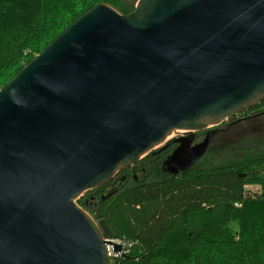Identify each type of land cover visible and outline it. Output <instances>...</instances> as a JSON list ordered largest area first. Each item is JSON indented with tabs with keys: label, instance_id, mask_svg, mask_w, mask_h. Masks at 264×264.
I'll return each instance as SVG.
<instances>
[{
	"label": "water",
	"instance_id": "95a60500",
	"mask_svg": "<svg viewBox=\"0 0 264 264\" xmlns=\"http://www.w3.org/2000/svg\"><path fill=\"white\" fill-rule=\"evenodd\" d=\"M263 100L264 0L96 5L0 89V264H110L76 201L177 131L161 170H189Z\"/></svg>",
	"mask_w": 264,
	"mask_h": 264
},
{
	"label": "trees",
	"instance_id": "16d2710c",
	"mask_svg": "<svg viewBox=\"0 0 264 264\" xmlns=\"http://www.w3.org/2000/svg\"><path fill=\"white\" fill-rule=\"evenodd\" d=\"M101 3L122 15L134 9L121 0H0V89ZM262 107L264 100L250 115H261ZM217 128L208 130L207 152L189 170L162 172L175 147L170 141L139 161L144 171L137 180L123 170L114 179L127 174L124 185L111 192L103 185L76 201L105 240L125 244L127 254L110 264H264L263 139L231 154L213 148ZM246 186H258L260 193H247Z\"/></svg>",
	"mask_w": 264,
	"mask_h": 264
},
{
	"label": "rangeland",
	"instance_id": "374dc122",
	"mask_svg": "<svg viewBox=\"0 0 264 264\" xmlns=\"http://www.w3.org/2000/svg\"><path fill=\"white\" fill-rule=\"evenodd\" d=\"M121 1L122 3H125V4L127 3V6L129 8L131 7L134 8L137 2V0H121ZM233 117L234 119L230 120V118H228L223 123L216 126L218 127L217 129L219 130V132H218V135H216V137L214 138L213 148L227 149L229 153L237 154L236 147L238 146H241L244 144H254V143L258 145L259 144V142L257 141L258 139H263L262 142H264V115H260L259 117L254 119L252 122L243 120L242 118L245 119L247 116H244V115L241 116V114L239 116L237 115ZM211 129L213 128H208L207 131ZM207 131H204V132H207ZM200 133L201 132H197V133L195 132L192 135L199 139L198 134ZM185 134L186 133H184L183 131L174 132L171 135V137L167 138L165 145L169 143L171 140L184 136ZM202 139L203 137H201L199 140H197L194 143L200 142L202 141ZM161 153L162 152H159L158 155H160ZM245 190L247 193H250V194L260 193L258 186H246ZM90 217L92 218L91 215Z\"/></svg>",
	"mask_w": 264,
	"mask_h": 264
},
{
	"label": "flooded vegetation",
	"instance_id": "af4514ba",
	"mask_svg": "<svg viewBox=\"0 0 264 264\" xmlns=\"http://www.w3.org/2000/svg\"><path fill=\"white\" fill-rule=\"evenodd\" d=\"M262 109H264V107H262ZM251 113H254V111L249 110L248 112L241 114V116L242 115H244V116L246 115L247 116L245 119L244 118H242V119L243 120H246L248 122H252L254 119H256L257 117L260 116L258 114H256V115H250ZM260 114L261 115H264V112H260ZM174 146L176 147V144H174ZM138 163H136L133 166H129V167H126V168L121 169L109 182H107L105 184V185H107L106 186V189H108L111 192L112 190H114L118 186L125 184V180H126L127 174H124L123 173V174L120 175L119 178L114 179L123 170L124 171H127V170L130 171L133 174V179L134 180H137V176L140 175V173L144 171V168H140L141 165H139ZM113 179H114V181H113Z\"/></svg>",
	"mask_w": 264,
	"mask_h": 264
},
{
	"label": "built area",
	"instance_id": "2783aa9c",
	"mask_svg": "<svg viewBox=\"0 0 264 264\" xmlns=\"http://www.w3.org/2000/svg\"><path fill=\"white\" fill-rule=\"evenodd\" d=\"M113 243L121 244L122 245V251L120 253H113L112 247L107 246V252L110 259L120 258L127 254V251L125 249V244L121 240H110Z\"/></svg>",
	"mask_w": 264,
	"mask_h": 264
},
{
	"label": "bare ground",
	"instance_id": "6f19581e",
	"mask_svg": "<svg viewBox=\"0 0 264 264\" xmlns=\"http://www.w3.org/2000/svg\"><path fill=\"white\" fill-rule=\"evenodd\" d=\"M177 132H181V131H177ZM172 135V134H171ZM171 135L169 137H171Z\"/></svg>",
	"mask_w": 264,
	"mask_h": 264
}]
</instances>
